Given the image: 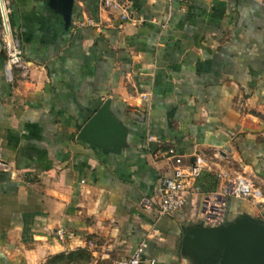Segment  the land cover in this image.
I'll use <instances>...</instances> for the list:
<instances>
[{
	"label": "crops",
	"instance_id": "1",
	"mask_svg": "<svg viewBox=\"0 0 264 264\" xmlns=\"http://www.w3.org/2000/svg\"><path fill=\"white\" fill-rule=\"evenodd\" d=\"M131 2L122 21L75 0L67 30L46 0H5L28 63L10 79L0 10V264L85 247L110 264L143 241L157 264H193L185 227L223 175L250 177L264 196V0ZM106 100L127 130L119 152L78 137ZM169 147L207 166L200 193L157 217L141 200L172 175L158 155ZM244 212L264 219V198L229 200V219Z\"/></svg>",
	"mask_w": 264,
	"mask_h": 264
},
{
	"label": "built area",
	"instance_id": "2",
	"mask_svg": "<svg viewBox=\"0 0 264 264\" xmlns=\"http://www.w3.org/2000/svg\"><path fill=\"white\" fill-rule=\"evenodd\" d=\"M132 0H99L100 8L112 15H117L122 21L131 17ZM169 1V0H167ZM5 0H0L1 26L3 46L7 52L5 74L10 79L15 68L26 70L28 63L24 57V49L17 32L14 31L9 18V11ZM88 23L93 24L92 20ZM154 140V135L148 136ZM162 158H171L175 162L172 175L161 177L157 180L154 196L141 200L143 208L154 212L157 217L171 215L181 210L186 204L190 194L200 193L197 179L206 168V159L201 155H195L192 163L185 162L183 156L178 154L173 147L162 150L159 154ZM221 176V175H220ZM221 189L206 192L200 212V221L205 224L217 226L225 223L228 218V204L231 198L248 201L254 206H259L264 198L262 190L256 186L250 177L244 174L226 176ZM58 237L62 240L65 234L58 231ZM147 241L139 243L131 255L114 260L110 264H157L155 257L145 255Z\"/></svg>",
	"mask_w": 264,
	"mask_h": 264
},
{
	"label": "water",
	"instance_id": "3",
	"mask_svg": "<svg viewBox=\"0 0 264 264\" xmlns=\"http://www.w3.org/2000/svg\"><path fill=\"white\" fill-rule=\"evenodd\" d=\"M46 1L70 29L75 0ZM78 137L105 150H121L127 142V130L113 113L111 100L103 103ZM182 241V251L193 264H264V219L249 212L217 226L193 222L185 227Z\"/></svg>",
	"mask_w": 264,
	"mask_h": 264
},
{
	"label": "rangeland",
	"instance_id": "4",
	"mask_svg": "<svg viewBox=\"0 0 264 264\" xmlns=\"http://www.w3.org/2000/svg\"><path fill=\"white\" fill-rule=\"evenodd\" d=\"M93 259L91 250L85 247L71 252L53 254L49 256L45 264H93Z\"/></svg>",
	"mask_w": 264,
	"mask_h": 264
}]
</instances>
